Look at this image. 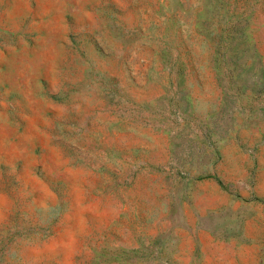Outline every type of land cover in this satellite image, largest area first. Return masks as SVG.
I'll return each mask as SVG.
<instances>
[{
  "label": "rangeland",
  "instance_id": "rangeland-1",
  "mask_svg": "<svg viewBox=\"0 0 264 264\" xmlns=\"http://www.w3.org/2000/svg\"><path fill=\"white\" fill-rule=\"evenodd\" d=\"M0 264H264V0H0Z\"/></svg>",
  "mask_w": 264,
  "mask_h": 264
}]
</instances>
